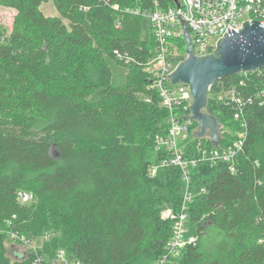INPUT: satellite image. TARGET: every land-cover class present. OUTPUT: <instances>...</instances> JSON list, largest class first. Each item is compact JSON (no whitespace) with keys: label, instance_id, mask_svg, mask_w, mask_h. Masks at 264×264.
Here are the masks:
<instances>
[{"label":"trees","instance_id":"trees-1","mask_svg":"<svg viewBox=\"0 0 264 264\" xmlns=\"http://www.w3.org/2000/svg\"><path fill=\"white\" fill-rule=\"evenodd\" d=\"M50 1L58 16L41 11ZM156 2L163 10L175 6L173 0H0L16 12L0 39V264H32L36 256L13 260L9 232L30 242L50 227L61 232L64 247L38 253L52 260L63 249L82 264H156L165 257V264H264V67L211 88L245 81L243 151L235 173L224 164L192 170L187 228L197 242L170 253L172 222L161 215L181 210L185 184L179 168L162 165L169 152L155 148L156 136L167 134L169 112L149 88L156 44L153 35L143 40L142 31L144 13ZM116 69L123 70L120 80ZM207 111L228 128L222 145L238 140L231 106L209 99ZM186 144L185 155H195L196 141ZM21 191L35 200L20 203ZM43 204L48 223L41 220Z\"/></svg>","mask_w":264,"mask_h":264},{"label":"built area","instance_id":"built-area-1","mask_svg":"<svg viewBox=\"0 0 264 264\" xmlns=\"http://www.w3.org/2000/svg\"><path fill=\"white\" fill-rule=\"evenodd\" d=\"M178 2L179 6L175 4L174 7L166 10L161 9L159 3L156 2L153 10L144 13V17L151 21V35H153L156 44L155 54L149 60L147 68L152 78L149 88L158 91L161 107L169 112L167 134L164 136L157 135L155 143L159 150L168 151L170 154V159L163 161L162 165L172 164L181 170L186 192L185 201L180 211L165 209L161 215L163 220L172 222L173 236L169 249L171 255L174 256H178L187 246L196 245V237L189 236L187 228L188 205L192 202L190 193L192 169L203 163L210 164V166L224 164L232 173H235L238 157L243 151V141L246 138L247 129L243 99L240 93V89L246 87L243 80L229 89H222L214 93L209 92L208 95L209 99L234 109L231 121L237 123L241 128L238 140L231 141L228 145H222L224 129L226 128L220 121V142L217 147L212 144V137L208 135L210 132H208V136L203 138L196 136L200 132V125L194 132L191 130L194 123L198 125L197 122L189 119L193 104L191 89L185 84L174 85L170 79L172 72L187 57V54L185 56L180 55V45L184 44L186 52L185 31L181 19L189 27L193 52L198 57L214 54L219 41L225 38L226 33H229L228 28H230L231 33L233 30L238 33L244 27L245 22L249 21L252 24L253 20L264 25L263 0H178ZM115 9H117L116 6ZM135 13L139 12L136 11ZM129 62L130 59H127L126 63ZM259 95H264V88L259 92ZM146 101L151 102L150 99H146ZM206 112H208L207 109ZM207 137L209 139L202 142ZM189 140L196 141L194 146L196 154L191 157L185 155L186 143ZM153 168H158V166ZM152 172V174L156 173L155 170ZM18 200L22 204H29L35 200V196L32 193L21 191L18 193ZM8 235L15 241H26L25 237L13 231L9 232ZM166 260L165 257L156 264H165ZM54 263L82 264L79 261L67 259L64 251L58 253L52 263H48L43 256L39 255H36L32 262V264Z\"/></svg>","mask_w":264,"mask_h":264},{"label":"water","instance_id":"water-1","mask_svg":"<svg viewBox=\"0 0 264 264\" xmlns=\"http://www.w3.org/2000/svg\"><path fill=\"white\" fill-rule=\"evenodd\" d=\"M173 1L177 6L180 5L178 0ZM181 20L187 57L172 72L170 79L174 85L185 84L190 87L193 104L189 119L200 125V132L196 136L203 138L210 132L212 144L217 147L221 124L214 115L206 112L210 88L227 76L257 71L264 67V25L253 20L252 24L245 22L238 33L233 29L231 33L228 28L229 33L219 41L214 54L198 57L193 52L189 27Z\"/></svg>","mask_w":264,"mask_h":264},{"label":"rangeland","instance_id":"rangeland-1","mask_svg":"<svg viewBox=\"0 0 264 264\" xmlns=\"http://www.w3.org/2000/svg\"><path fill=\"white\" fill-rule=\"evenodd\" d=\"M41 11L46 16H50V17L58 16V12H57L56 7L52 1L42 4L41 5ZM15 16H16V12L14 10L0 6V39L3 36V33L7 34L11 31V29L13 27V22H14ZM151 34H152L151 21L149 18H145L144 19V27H143V31H142L143 40H149ZM180 46H181L180 55L185 56V54H186L185 48L182 45H180ZM122 75H123L122 69H116V71L114 72V76L116 77V79L119 78V80H120ZM210 97H212V96H210ZM198 128H199V124L192 131L194 132ZM227 129L228 128H226L225 130H227ZM208 135L211 136L210 134H208ZM208 139H209V137H207V139L202 140V142H206ZM155 148L157 151H159V149L157 148V145L155 146ZM151 169L155 170L156 172L158 170V168L154 169L153 167H151ZM193 169H196V168H193ZM155 174H152V175H155ZM190 193H191L192 200H193V194H192L193 192L191 191V188H190ZM185 195H186V192H184L183 203L185 201ZM183 203H182V205H183ZM190 205H191V203H190ZM190 205H188V208L190 207ZM40 211L43 215V216H41L42 217L41 220H43L45 223H48L50 220V211H49V208L47 207V205L43 204L42 206H40ZM48 225L50 226V224H48ZM48 229H49V232L47 234L40 236V237H37V238H34L30 242H28L27 240L24 242H22L23 240H18V241L16 240L15 241V239H12L10 237V235H8L7 248H8L9 256L13 260H21L24 257H26L29 254V252H35L36 255L42 256L38 253V251L39 252L44 251L46 254L49 253L48 255H51L58 248L64 247L63 244H60V241L62 240V237H63L61 232H58L51 227ZM49 236H51V237H49ZM58 239H59V241L56 242V240H58ZM196 242H197V240H196ZM61 251H64V250L59 249L56 252L55 258L53 260L56 259L58 253H60ZM43 257L46 259V261L48 263H52V261H51L52 259H49L45 255Z\"/></svg>","mask_w":264,"mask_h":264}]
</instances>
